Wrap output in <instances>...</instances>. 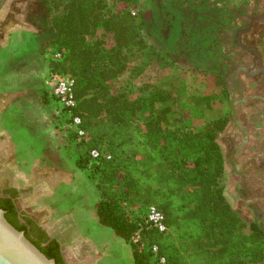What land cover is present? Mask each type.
<instances>
[{
    "label": "trees",
    "instance_id": "1",
    "mask_svg": "<svg viewBox=\"0 0 264 264\" xmlns=\"http://www.w3.org/2000/svg\"><path fill=\"white\" fill-rule=\"evenodd\" d=\"M42 3L50 33L43 54L65 49L61 59L48 61L49 71L74 79L84 146L111 156L89 173L99 196L95 204L99 223L130 245L134 264H158L146 250L151 244L164 264H264V228L243 219L224 194L225 165L217 137L227 117L218 115L186 129L178 124L183 114L178 119L172 96L161 85L146 83L137 97L115 90L123 73L139 72L136 61L145 53L150 56L152 49L141 30L146 19L140 11L132 13L138 0ZM152 46L162 67L173 64L170 51ZM189 100L194 110L211 109L208 93ZM86 163L83 156L75 160L80 169ZM5 201L8 206L0 199V208L7 210L6 218L48 258L66 264L60 242L40 228L31 238L25 225L12 217L10 200ZM150 204L164 214L166 232L140 229L137 212Z\"/></svg>",
    "mask_w": 264,
    "mask_h": 264
},
{
    "label": "rangeland",
    "instance_id": "2",
    "mask_svg": "<svg viewBox=\"0 0 264 264\" xmlns=\"http://www.w3.org/2000/svg\"><path fill=\"white\" fill-rule=\"evenodd\" d=\"M42 1L0 0V123L5 135L7 113L13 126L28 125L45 133L76 160L84 149L57 129L54 103L48 99L49 58L42 47L50 33ZM132 11H140L146 19L141 30L152 49L150 56L145 53L143 60L136 61L139 72L123 73L114 83L115 90L137 97L142 85H161L172 96L178 119L183 114L178 124L186 129L226 116L227 123L217 137L225 165L224 194L243 219L264 228V102L254 99L233 106L246 140L232 121L230 107L241 96L264 97V0H138ZM148 30L152 36H147ZM152 44L163 53L171 52V66L162 67ZM242 67L246 73L239 70ZM235 70H239L234 79L241 93L234 91L229 80ZM206 93L211 96V109L191 108L189 98ZM232 159L237 160L238 171ZM3 172L5 157L0 164V187L5 184ZM79 173V181L89 185V196L85 188L81 193L75 188L73 199H85L82 204H88L89 197L98 201L94 179L84 169ZM45 231L60 240L66 264H79L89 254L88 248L80 250L79 258L71 252V233Z\"/></svg>",
    "mask_w": 264,
    "mask_h": 264
},
{
    "label": "crops",
    "instance_id": "3",
    "mask_svg": "<svg viewBox=\"0 0 264 264\" xmlns=\"http://www.w3.org/2000/svg\"><path fill=\"white\" fill-rule=\"evenodd\" d=\"M9 120L5 113L2 176L5 187L16 192L19 207L45 230L71 233L70 250L77 258L82 257V248H88L89 254L82 261L78 259L79 264H132L130 245L99 223L97 200L93 202L89 197V203L82 204L85 199H73L75 188L78 193L87 190L86 186L89 189L87 181H79L81 173L75 159L68 157L67 150L53 139L44 137L45 133L28 125L15 127ZM2 126L0 123V131Z\"/></svg>",
    "mask_w": 264,
    "mask_h": 264
},
{
    "label": "built area",
    "instance_id": "4",
    "mask_svg": "<svg viewBox=\"0 0 264 264\" xmlns=\"http://www.w3.org/2000/svg\"><path fill=\"white\" fill-rule=\"evenodd\" d=\"M134 14L135 12L132 11ZM65 49H49L45 56L49 60L62 58ZM48 94L54 103L57 129L70 136L72 142L84 149L83 157L86 158L85 171L92 173L101 159H110V154L102 152L99 148L84 146L85 130L82 127L81 117L76 113L77 100L74 95V79L70 74H51L48 82ZM140 218V229L153 227L160 232L168 230L164 214L155 206L148 205L144 210L137 212ZM138 237V232L136 234ZM146 250L158 264H164L165 259L158 255L155 244L147 245Z\"/></svg>",
    "mask_w": 264,
    "mask_h": 264
},
{
    "label": "water",
    "instance_id": "5",
    "mask_svg": "<svg viewBox=\"0 0 264 264\" xmlns=\"http://www.w3.org/2000/svg\"><path fill=\"white\" fill-rule=\"evenodd\" d=\"M246 73L244 67L239 69ZM239 70L233 71L231 80L234 91L241 93V88L235 81V76ZM258 99L264 102L262 96H252L249 98L240 97L238 100L230 102L232 109V121L235 126L242 132L243 139H247L246 130L237 120V114L233 106L243 104L249 100ZM241 147L238 148L240 150ZM233 165L237 167L235 160ZM51 238V237H49ZM62 255V251H61ZM63 257V255H62ZM64 259V257H63ZM0 264H56L53 258H48L30 239L25 235L23 230H19L7 221L4 211L0 209Z\"/></svg>",
    "mask_w": 264,
    "mask_h": 264
},
{
    "label": "flooded vegetation",
    "instance_id": "6",
    "mask_svg": "<svg viewBox=\"0 0 264 264\" xmlns=\"http://www.w3.org/2000/svg\"><path fill=\"white\" fill-rule=\"evenodd\" d=\"M4 150H5V135H4V133L2 131H0V164H1L2 160L5 157V155L2 156L3 154H5ZM233 160H235V162L237 164V167L234 166V169H235V171H238L239 164L237 163L236 159H232V163H233ZM16 198H17V195H16V192L14 191V189L5 187V184H4V186L0 187V199L4 201L3 204H5V206H8L9 203L7 202V204H6L5 200L6 199L10 200V202H11V204L13 206L12 217L14 218V220L17 221V223L25 225L26 230L28 232V235L31 238H34V236H36L38 234L37 231H36L38 228H40L41 230L45 231V229L43 227H40V225L36 224L31 219V217L19 207V205L17 204V199ZM0 209H2L4 211V216H5L7 210L4 207L3 208L1 207ZM5 218H6V216H5ZM7 221L9 223H11L8 219H7ZM13 226L16 227L15 225H13ZM49 237H51L49 239L55 238L54 236L53 237L49 236Z\"/></svg>",
    "mask_w": 264,
    "mask_h": 264
}]
</instances>
